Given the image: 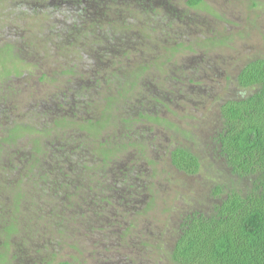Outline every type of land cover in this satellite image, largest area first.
Returning <instances> with one entry per match:
<instances>
[{
	"label": "rangeland",
	"instance_id": "1",
	"mask_svg": "<svg viewBox=\"0 0 264 264\" xmlns=\"http://www.w3.org/2000/svg\"><path fill=\"white\" fill-rule=\"evenodd\" d=\"M103 1L0 0V264H174L227 178L213 137L264 0Z\"/></svg>",
	"mask_w": 264,
	"mask_h": 264
},
{
	"label": "trees",
	"instance_id": "2",
	"mask_svg": "<svg viewBox=\"0 0 264 264\" xmlns=\"http://www.w3.org/2000/svg\"><path fill=\"white\" fill-rule=\"evenodd\" d=\"M188 3L198 6L202 0ZM237 83L245 93L222 104L221 126L213 137L216 153L229 169L223 171L227 178L214 190L210 210L189 212L176 228L170 251L174 264H264V58L249 62ZM66 146L70 144L55 149L65 155ZM171 157L187 174L203 168L202 158L189 148L177 147ZM11 231L7 227L8 235Z\"/></svg>",
	"mask_w": 264,
	"mask_h": 264
}]
</instances>
